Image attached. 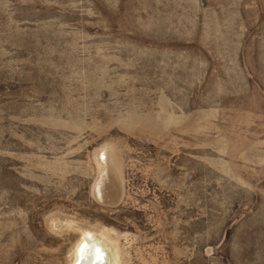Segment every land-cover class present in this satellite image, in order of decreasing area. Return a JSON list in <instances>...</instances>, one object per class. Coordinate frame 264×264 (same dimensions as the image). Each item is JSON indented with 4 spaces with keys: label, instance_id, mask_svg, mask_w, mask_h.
Instances as JSON below:
<instances>
[{
    "label": "rangeland",
    "instance_id": "rangeland-1",
    "mask_svg": "<svg viewBox=\"0 0 264 264\" xmlns=\"http://www.w3.org/2000/svg\"><path fill=\"white\" fill-rule=\"evenodd\" d=\"M87 235L264 264V0H0V264Z\"/></svg>",
    "mask_w": 264,
    "mask_h": 264
},
{
    "label": "bare ground",
    "instance_id": "bare-ground-1",
    "mask_svg": "<svg viewBox=\"0 0 264 264\" xmlns=\"http://www.w3.org/2000/svg\"><path fill=\"white\" fill-rule=\"evenodd\" d=\"M99 248V249H98ZM101 249V250H100ZM75 260L72 264H109L107 250L94 239L87 235L75 250ZM111 264V263H110Z\"/></svg>",
    "mask_w": 264,
    "mask_h": 264
},
{
    "label": "water",
    "instance_id": "water-1",
    "mask_svg": "<svg viewBox=\"0 0 264 264\" xmlns=\"http://www.w3.org/2000/svg\"><path fill=\"white\" fill-rule=\"evenodd\" d=\"M99 249V248H98ZM101 250V249H100Z\"/></svg>",
    "mask_w": 264,
    "mask_h": 264
}]
</instances>
